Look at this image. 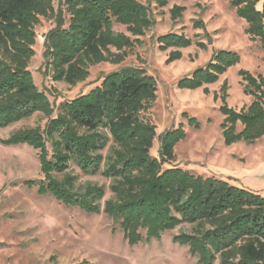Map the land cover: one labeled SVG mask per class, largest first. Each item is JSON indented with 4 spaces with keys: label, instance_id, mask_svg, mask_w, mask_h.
I'll return each instance as SVG.
<instances>
[{
    "label": "trees",
    "instance_id": "1",
    "mask_svg": "<svg viewBox=\"0 0 264 264\" xmlns=\"http://www.w3.org/2000/svg\"><path fill=\"white\" fill-rule=\"evenodd\" d=\"M151 1V0H150ZM148 4L138 0H0V128H8L41 113L49 118L45 128L15 132L3 140L6 146L28 145L39 152L43 179L30 181L41 195H52L69 207L89 214L104 213L118 224L131 246L160 240L167 231L189 224L174 243L189 248L199 264H264V197L226 180L204 178L164 165L176 159L175 148L187 137L184 127L165 131L160 137L159 158L151 155L157 127L141 115L157 99L158 83L145 70L128 68L105 77L101 86L56 109L36 85L30 64L36 56V28L53 18L55 27L45 35V66L55 82L76 86L90 76L92 66L121 64L135 41L116 33L114 25L127 27L133 37H143L156 25ZM170 1L155 0L160 8ZM237 16L246 21V33L261 40L264 48V0H229ZM261 5L262 9H259ZM185 7L175 5L173 20L183 17ZM196 28H205L197 22ZM162 52L172 50L167 64L183 59L182 50L194 42L181 34L158 37ZM211 39L208 41L210 44ZM202 50L207 48L199 43ZM112 49L119 53L114 54ZM240 63L239 54L218 51L210 62L179 83L180 89H204L219 82ZM245 94L253 101L237 111L228 106L224 82L220 111L226 146L264 139V77L241 70ZM192 126L198 125L195 119ZM110 153L103 155L110 143ZM85 175L102 174L111 180L112 199L102 201L106 190L89 185L76 190L71 165ZM56 176H62L61 179ZM55 261V258H52ZM79 264H87L82 262Z\"/></svg>",
    "mask_w": 264,
    "mask_h": 264
},
{
    "label": "rangeland",
    "instance_id": "2",
    "mask_svg": "<svg viewBox=\"0 0 264 264\" xmlns=\"http://www.w3.org/2000/svg\"><path fill=\"white\" fill-rule=\"evenodd\" d=\"M58 7L60 0H53ZM148 4L150 0H138ZM185 7L183 17L173 20L170 11ZM150 7L156 25L143 37H133L127 27L114 25L116 33H123L135 41L126 50L121 64L103 63L90 68L89 78L76 86L55 82L45 66L44 42L37 38L36 56L30 64L35 82L45 92L56 112L61 104L88 94L101 86L105 77L128 68L145 70L156 78L157 99L141 117L157 127V138L151 150L159 158V137L181 125L187 137L175 148L176 159L163 169L178 167L204 178H218L257 192L264 197V139L253 144L238 143L226 146L221 128L225 116L221 113L224 82L228 84V106L237 111L251 105L252 97L245 94L240 71L264 77V48L261 40H253L247 33L246 21L237 16L229 0H174L160 8L155 0ZM261 10V5L259 6ZM203 22L205 28H196ZM53 18L42 19L36 28L38 37L55 27ZM185 35L194 45L182 50L183 59L167 64L172 50L162 52L158 37L166 34ZM211 39L210 44L208 41ZM199 43L207 45L205 50ZM232 51L240 56V63L232 67L219 82L204 89H180L178 83L197 69L205 67L215 52ZM114 54L119 52L112 49ZM195 119L198 125L192 126ZM49 118L41 113L8 128H0V264H199L186 246L174 243L181 233H191L193 226L184 224L165 232L160 240L131 246L118 224L104 213L89 214L79 207H69L52 195H41L37 187L27 183L43 179L39 152L28 145L6 146L3 140L15 132L35 127L45 128ZM109 147L103 151L107 157ZM69 173L77 178L76 190L83 192L89 185L106 190L105 202L114 195L111 180L102 174L85 175L71 165ZM61 179L62 176H56ZM55 258V261H52ZM216 264H220L219 261Z\"/></svg>",
    "mask_w": 264,
    "mask_h": 264
},
{
    "label": "built area",
    "instance_id": "3",
    "mask_svg": "<svg viewBox=\"0 0 264 264\" xmlns=\"http://www.w3.org/2000/svg\"><path fill=\"white\" fill-rule=\"evenodd\" d=\"M38 38H39V40L45 42V35H41V36H39Z\"/></svg>",
    "mask_w": 264,
    "mask_h": 264
}]
</instances>
